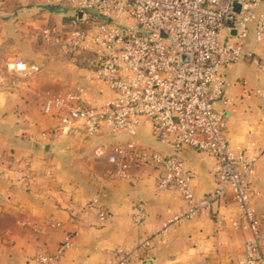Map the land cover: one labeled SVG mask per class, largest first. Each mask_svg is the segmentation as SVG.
Here are the masks:
<instances>
[{
	"label": "crops",
	"instance_id": "0c3cea01",
	"mask_svg": "<svg viewBox=\"0 0 264 264\" xmlns=\"http://www.w3.org/2000/svg\"><path fill=\"white\" fill-rule=\"evenodd\" d=\"M32 13L43 15L30 23L38 30L34 38L17 27L22 15ZM50 17L57 20L49 26L58 28L61 17L53 11L40 10L28 0H0V59H5L0 71L8 74L7 83L1 84L0 76V264H41L35 260L38 254L54 253L68 238L70 245L59 264H112L116 248L134 249L152 235L150 247L130 264H239L249 233L230 197L165 229L164 223L183 207L181 197L157 189L155 169L134 168L119 175L107 161L106 153L117 141L132 137H115L107 129L87 135L82 129L64 128L56 115L44 112L52 96L86 84L88 76L70 58L59 57L55 45L43 42L40 30ZM37 38L50 48L32 43ZM6 47L17 49L14 57L42 71L30 79L10 75L5 63L14 57L3 54ZM248 47L264 59V45L250 41ZM225 74L229 87L215 108L226 116L230 144L253 155L264 146V74L247 59L228 67ZM133 139L166 154L173 151L157 141L148 126ZM34 142L43 146L41 151H33ZM99 148L104 155L96 154ZM182 157L196 173L197 197L212 192L215 157L187 147ZM16 158L19 166H13ZM25 161L29 178L23 183L18 175ZM141 201L146 214L136 223L134 209ZM251 202L264 217V159L256 162ZM100 209L109 214L104 223L98 220Z\"/></svg>",
	"mask_w": 264,
	"mask_h": 264
},
{
	"label": "built area",
	"instance_id": "2783aa9c",
	"mask_svg": "<svg viewBox=\"0 0 264 264\" xmlns=\"http://www.w3.org/2000/svg\"><path fill=\"white\" fill-rule=\"evenodd\" d=\"M28 1L61 17L58 28L46 25L40 36L45 44L57 47L59 57L70 58L88 75L86 84L52 96L44 112L56 115L64 128L82 129L87 135L107 129L115 137H132L117 141L106 153L107 161L119 175L134 168L155 169L157 189L181 197L184 205L164 223L165 229L230 197L249 233L239 264H264V217L251 202L256 162L264 159V146L253 155L233 147L226 116L215 108L229 87L228 67L247 59L264 74V59L248 47L250 41L264 45V0ZM5 69L22 79L42 71L19 57L7 61ZM142 126H148L157 141L170 145L172 153L133 139ZM186 147L216 159V185L204 197H197L196 173L182 157ZM96 154L105 152L99 148ZM18 162L16 158L13 166ZM26 163L19 167L23 183L29 178ZM145 214L146 203L141 201L134 209L136 223ZM97 215L101 223L109 217L103 209ZM152 239L153 235L145 238L134 249L116 248L112 264L140 258ZM69 245L68 238L57 251L38 254L35 260L59 264Z\"/></svg>",
	"mask_w": 264,
	"mask_h": 264
},
{
	"label": "rangeland",
	"instance_id": "374dc122",
	"mask_svg": "<svg viewBox=\"0 0 264 264\" xmlns=\"http://www.w3.org/2000/svg\"><path fill=\"white\" fill-rule=\"evenodd\" d=\"M42 18H43V15H40L39 13L38 14H30L29 16H25V15H22L21 17H20V19L18 20V25H17V27H18V29H20V31H21V33L23 34H27L28 33V35L30 34V36L29 37H31V38H34V36H35V34H38V30H37V28H33V26H30V23H32V22H34V21H36L37 22V20H42ZM48 19V18H47ZM57 19L56 18H54V17H50V21H49V23H48V25H50V26H53L54 25V21H56ZM47 21V20H46ZM46 21H45V23H46ZM41 21H39L38 23H40ZM37 23V24H38ZM29 24V25H28ZM25 25V26H24ZM27 27V28H26ZM19 31V32H20ZM36 37V36H35ZM16 42H17V40H16ZM32 43H35L37 46H42V47H44V48H50V47H47V46H43V45H41L42 43H40V41L38 40V38H37V41L35 40V41H32ZM17 45V44H16ZM16 50L17 49H15V50H11L10 48L8 49L7 47L5 48V49H2V51H3V54H6V53H8V54H10V56L11 57H14L13 55H15L16 54ZM14 58H16V57H14ZM5 59H3V60H1L0 59V69H1V65L3 64V61H4ZM10 60V59H9ZM9 60H7V61H9ZM6 61V62H7ZM0 76L2 77V81H1V84H3V83H7L8 81L6 80L7 79V77H8V74L7 73H4V71H3V69H2V72L0 71Z\"/></svg>",
	"mask_w": 264,
	"mask_h": 264
},
{
	"label": "water",
	"instance_id": "95a60500",
	"mask_svg": "<svg viewBox=\"0 0 264 264\" xmlns=\"http://www.w3.org/2000/svg\"><path fill=\"white\" fill-rule=\"evenodd\" d=\"M238 8H239V5L235 4L234 5V10H237ZM231 33H232V35H234L235 34V31H231ZM181 57L183 59H185L187 56L185 54H182ZM42 148H43V146L40 143H38V142H34L33 143V148L32 149H33L34 152H39V151L42 150ZM148 262L149 261H145L143 264H148Z\"/></svg>",
	"mask_w": 264,
	"mask_h": 264
},
{
	"label": "trees",
	"instance_id": "16d2710c",
	"mask_svg": "<svg viewBox=\"0 0 264 264\" xmlns=\"http://www.w3.org/2000/svg\"><path fill=\"white\" fill-rule=\"evenodd\" d=\"M53 10V9H52Z\"/></svg>",
	"mask_w": 264,
	"mask_h": 264
}]
</instances>
